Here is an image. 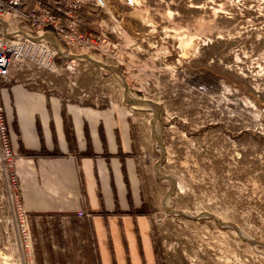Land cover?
I'll return each mask as SVG.
<instances>
[{"label": "rangeland", "instance_id": "rangeland-1", "mask_svg": "<svg viewBox=\"0 0 264 264\" xmlns=\"http://www.w3.org/2000/svg\"><path fill=\"white\" fill-rule=\"evenodd\" d=\"M21 3L24 21L1 22L23 35L0 28V43L31 37L54 57L27 50L0 85L128 109L154 190L161 264H264V0H76L74 48L29 18L48 10L66 27L68 8ZM10 170L0 150V264H36L66 224L20 214Z\"/></svg>", "mask_w": 264, "mask_h": 264}, {"label": "crops", "instance_id": "crops-1", "mask_svg": "<svg viewBox=\"0 0 264 264\" xmlns=\"http://www.w3.org/2000/svg\"><path fill=\"white\" fill-rule=\"evenodd\" d=\"M6 24L0 28L11 36L23 35ZM0 95L24 215L66 224L55 229L54 243L41 244L36 264H161L154 190L128 109L16 80L4 81Z\"/></svg>", "mask_w": 264, "mask_h": 264}, {"label": "built area", "instance_id": "built-area-1", "mask_svg": "<svg viewBox=\"0 0 264 264\" xmlns=\"http://www.w3.org/2000/svg\"><path fill=\"white\" fill-rule=\"evenodd\" d=\"M76 0H50V5L54 9H56L59 13L65 14V12L61 11L60 7L65 6L69 9V12L74 10L77 6L75 5ZM59 6V7H58ZM22 3L21 0H0V22L5 15L12 16L17 19H22L23 12H21ZM40 13H39V12ZM38 13V14H37ZM68 15L73 22L68 26H64L60 23V19H55L48 10H36L33 9L29 15L31 19V26H37V28L52 26V29L56 31L57 35H62L65 37L67 43H70V47L74 48L75 42L79 41V34L74 29V24L78 21L75 20L72 12ZM23 20V19H22ZM25 20V19H24ZM23 20V21H24ZM67 29H70L67 33ZM4 32L0 31V38L4 36ZM23 39H19L13 41L11 43H0V77L7 79L9 77V64L11 61H17L25 56V52L30 49L39 50L41 52L46 53L45 56L47 58L54 57V52H51L45 43H38L30 39L31 37H22ZM0 150L3 159L8 162V166L11 169L9 174L10 185L14 191V205L17 211L22 214V208L19 201V197L17 194V182H16V174L12 167V152L10 147V141L8 137V131L5 124L3 109L0 101ZM78 216H83L82 212H77ZM21 235L23 237V241L27 242L26 246L28 247V233L26 228L23 226L21 228Z\"/></svg>", "mask_w": 264, "mask_h": 264}, {"label": "bare ground", "instance_id": "bare-ground-1", "mask_svg": "<svg viewBox=\"0 0 264 264\" xmlns=\"http://www.w3.org/2000/svg\"><path fill=\"white\" fill-rule=\"evenodd\" d=\"M129 99H131V98H129ZM131 100H132V99H131ZM19 201H20V199H19ZM20 204H21V202H20ZM21 208H22V207H21ZM26 243H27V242L24 241V247H25V249L27 250L28 247L26 246Z\"/></svg>", "mask_w": 264, "mask_h": 264}, {"label": "trees", "instance_id": "trees-1", "mask_svg": "<svg viewBox=\"0 0 264 264\" xmlns=\"http://www.w3.org/2000/svg\"><path fill=\"white\" fill-rule=\"evenodd\" d=\"M54 13V12H53Z\"/></svg>", "mask_w": 264, "mask_h": 264}]
</instances>
